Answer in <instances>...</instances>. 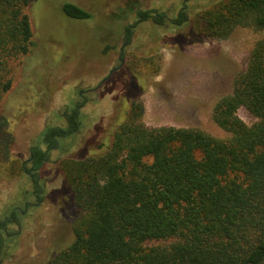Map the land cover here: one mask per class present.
<instances>
[{
	"label": "trees",
	"instance_id": "obj_1",
	"mask_svg": "<svg viewBox=\"0 0 264 264\" xmlns=\"http://www.w3.org/2000/svg\"><path fill=\"white\" fill-rule=\"evenodd\" d=\"M27 5L28 0H0L2 92L11 84L4 73L7 57L28 52L32 43ZM64 9L78 19L90 17L72 3ZM135 12L143 21L166 22V14L155 9ZM184 18L181 13L168 24ZM193 26L214 38L227 37L237 26L264 30V0H219L196 13ZM189 41L195 40L175 43ZM147 48L138 50L143 58L156 51ZM113 79L116 91L104 126L76 157L63 160L70 190L62 210L70 232L60 247H49L45 264H264V36L234 77L231 93L214 105L213 120L227 137L194 127L145 125L138 100L146 88L143 77L124 65ZM240 107L256 121L245 123ZM76 114L72 108L67 128L47 126L44 141L56 146L78 134ZM169 238L175 240L144 245Z\"/></svg>",
	"mask_w": 264,
	"mask_h": 264
},
{
	"label": "rangeland",
	"instance_id": "obj_2",
	"mask_svg": "<svg viewBox=\"0 0 264 264\" xmlns=\"http://www.w3.org/2000/svg\"><path fill=\"white\" fill-rule=\"evenodd\" d=\"M217 1L28 0L32 43L28 52L7 57L4 73L11 84L8 90L0 91V213L5 203L9 207L22 206L28 178L17 167L19 156H26L31 145L41 142L47 126H65V109L75 101H83L78 90L95 85L103 73L118 63V48L125 41L127 26L132 37L125 48V65L146 82L138 99L144 124L194 127L216 137H227L228 132L213 120L214 105L231 93L234 77L245 68L250 51L264 36V30L237 26L225 38L203 36L193 26V18ZM65 3L89 11L90 17L78 19L69 15ZM136 8L155 9L170 18L181 10L186 19L180 25H169L167 19L161 25L153 24L151 19L137 22ZM178 32L181 35L176 38ZM181 39L195 41L175 43ZM148 42L152 44L147 48ZM146 48L149 54L156 51L143 58L138 50ZM124 74L125 70L120 76ZM111 85L93 100L90 98L94 94L86 93L89 101L81 109L80 132L60 139L59 149L51 151L50 161L57 160V172L51 163L43 169L46 174L56 172L57 186H65L66 192L70 188L63 160L76 157L81 147L95 140L93 133L99 125L104 126L116 91ZM237 114L248 125L256 121L244 107ZM51 206L35 222L37 211L25 218L22 232L8 244L9 252L4 248L1 264H45L51 254L49 247L64 243L70 224L64 220L55 226ZM11 227L16 230L14 225ZM174 240L151 239L144 245H164Z\"/></svg>",
	"mask_w": 264,
	"mask_h": 264
},
{
	"label": "flooded vegetation",
	"instance_id": "obj_3",
	"mask_svg": "<svg viewBox=\"0 0 264 264\" xmlns=\"http://www.w3.org/2000/svg\"><path fill=\"white\" fill-rule=\"evenodd\" d=\"M180 14H181V10H178L176 17L180 16ZM166 19L167 22H170L172 20V18L168 17L167 15H166ZM185 19L186 18H184L183 20ZM138 21H143V20H140L138 18L137 22ZM181 23H172V24L180 25ZM124 29L125 32H128V30L126 31V27ZM128 35H129V40L124 41L118 48V54H117L118 63L112 65L105 74L103 73L98 78V81L96 82L95 85H92L86 89L78 90L77 92L78 95H80V97L83 99L82 103H78L77 101H75L72 107L69 108L67 107L65 109L63 116L65 118L66 128L68 127L67 116L72 108L76 109L77 122L78 125L81 126V119H80L82 116L81 109L89 101V97H87L86 93H93L94 97L90 98V100H93L99 94L102 95L103 94L102 91L104 90V88L109 87V84H112L114 82L113 79L114 73L122 69L125 65L124 53H125V48L130 44L132 37V30L128 32ZM113 85H111V87H114ZM58 144L56 146L48 145L47 142L44 141L42 137L40 143H35L30 146L26 156L24 157L22 155L19 156V163L17 167L24 174H26L28 178V182H27L28 187L26 186L27 188L24 189V198H23L22 206L13 205L12 207L10 206L11 207L10 208L8 205H6V203L3 205V209L1 212L2 214L0 213V257L1 255L3 256L5 255V250H4L5 247H6L5 248L6 251L9 252L7 250L9 248L8 244H10L12 241H15V237H14L15 235L16 236L20 235V233L22 232L24 220L26 217L27 219L31 217L30 216L31 212L37 211V217L34 220L35 222L37 221L40 215L42 214L44 215L45 212L42 211L49 210V206L52 205L50 208L51 209L54 208L53 224H56L55 226L57 225L59 226L63 223L64 220H66L65 210H62V205L64 204V202H66L65 199L66 195L64 194L66 192L65 186L62 185L60 187L57 186V182H56L57 168L55 167V165L57 164V160L54 159L53 161H50L51 158L50 153L54 149H59ZM32 147H38L40 150H42L43 155H40L39 153L35 154L31 149ZM47 163H51L54 165V170L56 171L54 172V174L52 173L46 174V172L43 171ZM43 172H45L44 175H42ZM59 192H61L60 195ZM66 193L68 194V190ZM58 195L59 198L57 199ZM57 201H59V203ZM13 225L16 228V230L15 229L13 230V228L11 227ZM5 239L8 240L7 244H5L6 243ZM1 263H2V259L0 258V264Z\"/></svg>",
	"mask_w": 264,
	"mask_h": 264
}]
</instances>
